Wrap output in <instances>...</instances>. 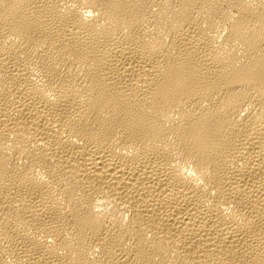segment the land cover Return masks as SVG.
<instances>
[{
    "label": "bare ground",
    "instance_id": "1",
    "mask_svg": "<svg viewBox=\"0 0 264 264\" xmlns=\"http://www.w3.org/2000/svg\"><path fill=\"white\" fill-rule=\"evenodd\" d=\"M0 264H264V0H0Z\"/></svg>",
    "mask_w": 264,
    "mask_h": 264
}]
</instances>
